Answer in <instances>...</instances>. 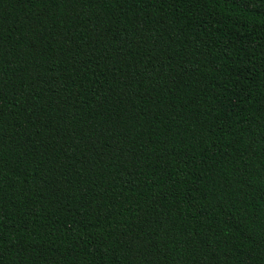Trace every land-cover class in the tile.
Here are the masks:
<instances>
[{
  "label": "trees",
  "instance_id": "obj_1",
  "mask_svg": "<svg viewBox=\"0 0 264 264\" xmlns=\"http://www.w3.org/2000/svg\"><path fill=\"white\" fill-rule=\"evenodd\" d=\"M0 264H264V0H0Z\"/></svg>",
  "mask_w": 264,
  "mask_h": 264
}]
</instances>
